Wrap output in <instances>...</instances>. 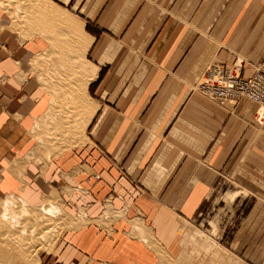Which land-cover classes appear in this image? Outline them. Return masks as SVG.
I'll return each instance as SVG.
<instances>
[{"label":"crops","instance_id":"1","mask_svg":"<svg viewBox=\"0 0 264 264\" xmlns=\"http://www.w3.org/2000/svg\"><path fill=\"white\" fill-rule=\"evenodd\" d=\"M52 2L69 38L41 28L22 40L0 12V199L53 201L87 221L47 264H171L224 180L262 195L229 237L263 264L260 106L195 87L213 63L264 70V0ZM52 122L73 147L48 160L34 130Z\"/></svg>","mask_w":264,"mask_h":264},{"label":"rangeland","instance_id":"2","mask_svg":"<svg viewBox=\"0 0 264 264\" xmlns=\"http://www.w3.org/2000/svg\"><path fill=\"white\" fill-rule=\"evenodd\" d=\"M54 7L55 5L52 0H0V12H3L10 18V28L20 35L22 40L40 35L41 28H44V31L50 28L49 33L52 39L61 38V34L62 37L69 38L62 33L63 27L60 22L61 19L56 20L58 13L54 10ZM233 64L239 66L242 74L244 68L243 62L239 61ZM257 69L260 70L261 68ZM82 88L83 85L81 84L78 90L82 92ZM66 98L65 96L64 99L66 100ZM263 115L264 107L260 106L259 117L262 119L264 117ZM53 124L54 122L49 125H38L34 130L35 136L41 146L40 149H44V157L46 159L48 158V160L51 158V154H60L67 148L73 147L71 143L68 145L62 142L63 138L72 135V129L69 128L64 129V132L63 130L57 132V129L53 128ZM76 131L78 130L76 129ZM221 184L213 194L212 199L209 200L201 216L195 220V223H192L190 227L184 226L182 228L183 251L181 253L183 254L172 257L173 261L171 264H249L246 257L236 255L230 249L231 239L229 236L231 235L232 229L237 227L239 222H241L248 204L252 202L251 200L254 199L257 202L262 201V195L260 193L254 194L252 190L248 191L244 188H235L226 180ZM236 193L238 195L233 199L232 197ZM238 197L239 199L235 201ZM11 202L13 205H11ZM18 204L19 206L22 204L24 208L19 207ZM48 204H52L55 207L53 211L55 213L53 215L49 213L46 215L42 211ZM6 208L8 211L13 208V212L10 211L9 214ZM5 210L8 214L5 213L6 217H2L4 216L2 214ZM1 212L2 219L0 218V220L3 223L0 221V264H47L48 262L45 261V257L49 253L55 252L64 235L87 223L83 218L75 217L72 214L70 216L62 205H58L56 202L47 201L44 204L34 206L26 202L22 197L16 195H8L0 199ZM26 213L29 214L26 215ZM12 215L16 216L14 217ZM33 215L35 216L33 217ZM7 217L11 218L8 219ZM16 217L17 219L12 220V218ZM11 224H14V228L11 227ZM77 224L78 226L74 227ZM20 230H23L25 233H22ZM28 230L32 232H28ZM16 234L19 237L16 239L13 238L14 240L11 239L12 236L16 237ZM24 242H26L25 245ZM256 246L257 252L262 253L264 248L263 240H256Z\"/></svg>","mask_w":264,"mask_h":264},{"label":"built area","instance_id":"3","mask_svg":"<svg viewBox=\"0 0 264 264\" xmlns=\"http://www.w3.org/2000/svg\"><path fill=\"white\" fill-rule=\"evenodd\" d=\"M196 91L221 105L237 106L243 100H250L264 107V70L256 69L251 77H244L235 64L213 63Z\"/></svg>","mask_w":264,"mask_h":264},{"label":"bare ground","instance_id":"4","mask_svg":"<svg viewBox=\"0 0 264 264\" xmlns=\"http://www.w3.org/2000/svg\"><path fill=\"white\" fill-rule=\"evenodd\" d=\"M46 12H47V11H46ZM75 30H76V28H75ZM70 31H71V30H70ZM71 32H72V35H74V34H73V32H74V33L77 34V36H79V37H80V35L82 34L81 31L79 32V31H74V30H73V31H71ZM77 36H75V37L77 38ZM72 38H73V37H72ZM83 86H84V85H83ZM78 87H79V86H78ZM79 89H80V88H79ZM79 91L81 92V90H79ZM75 101H76V100H75ZM77 102H78V101H77ZM55 107H56V106H55ZM54 109H55V108H54ZM56 110H57V109H56ZM56 112H57V111H56ZM262 114H263V113H262ZM7 202H8V201H7ZM4 204H5V203H4ZM4 204H3V209H4ZM6 205H7V204H6ZM11 205H13L12 202H11ZM26 205H27V204H26ZM9 206H10V205H9ZM18 206H19V204H18ZM24 206H25V205H24ZM5 207H6V206H5ZM7 207H8V205H7ZM15 207H16V206H15ZM19 207H23L22 204H21V206H19ZM23 208H24V207H23ZM23 208H22V209H23ZM42 208H43V207H42ZM57 208H58V207H57ZM57 208H56V209H57ZM25 209H26V208H25ZM43 209H44V210H42V211H43L46 215H47L48 213H49L50 215H53V213H55V212H53V211L55 210V207H54L52 204H48V205H47L45 208H43ZM6 210H7V208H6ZM6 210H5V211H6ZM12 210H13V208H12ZM12 210L10 209L11 212H13ZM17 210H18V209H17ZM26 210H27V209H26ZM26 210H25V211H26ZM5 211L3 212V214H2V212L0 213V214L4 215V216H2V217H6V216H5V213L8 214V213H7L8 210H7L6 212H5ZM10 211H8L9 214H10ZM20 212H21V211H20ZM20 212H19V213H20ZM32 212H33V211H32ZM59 212H60V211H59ZM59 212H58V213H59ZM19 213H18V214H19ZM51 213H52V214H51ZM27 214H29V213H26V215H27ZM19 215H20V214H19ZM22 215H23V214H22ZM22 215H21V216H22ZM24 215H25V214H24ZM38 215H39V214H38ZM38 215H37V216H38ZM12 216L15 217L16 215H12ZM34 216H35V215H33V217H34ZM37 216H36V218H37ZM17 217H18V215H17ZM17 217H16V218H12V220L17 219ZM0 218H1V215H0ZM7 218H8V217H7ZM10 218H11V217H10ZM10 218H8V219H10ZM1 219H2V218H1ZM4 219H5V218H4ZM5 220H6V219H5ZM5 220H3V221H5ZM12 220H10V221H12ZM26 220H27V219H26ZM47 220H48V219H47ZM0 221H1V220H0ZM6 221H8V220H6ZM16 221H17V220H16ZM16 221H13V222H16ZM21 221H22V219H21ZM43 221H44V220H43ZM1 222H2V221H1ZM8 222H9V221H8ZM8 222H6V223H8ZM37 222H38V221H37ZM2 223H3V222H2ZM38 223H39V222H38ZM43 223H44V222H43ZM29 224H30V223H29ZM23 225H24V224H23ZM32 225H33V224H32ZM51 225H52V224H51ZM13 226H14V224H13V225L11 224V227H13ZM16 226H17V225H16ZM20 226L22 227V225H20ZM33 226H34V225H33ZM0 227H1V226H0ZM23 227H24V226H23ZM30 227H31V226H30ZM13 228H14V227H13ZM21 229H22V228H21ZM24 229H25V228H24ZM27 229H28V228H27ZM27 229H26V230H27ZM17 230H18V229H17ZM29 230H30V229H29ZM29 230H28V232H32V231H29ZM20 231H21L22 233L24 232L23 230H20ZM36 231H37V230H36ZM3 232H4V231H3ZM16 232H17V231H16ZM24 233H25V232H24ZM14 234H15V233H14ZM34 234H35V233H34ZM2 235H3V234H2ZM2 235H1V236H2ZM10 235H11V234H10ZM30 235H31V234H30ZM30 235H29V236H30ZM5 236H6V233H5ZM27 236H28V235H27ZM37 236H39V235H37ZM18 237H19V236H17V234H16V237H15V236H14V237L12 236L11 239H13V238L16 239V238H18ZM30 237H31V236H30ZM33 237H34V235H33ZM39 237H40V236H39ZM39 237H38V238H39ZM9 238H10V237H9ZM27 238H28V237H27ZM14 239H13V240H14ZM39 239H40V238H39ZM15 241H16V240H15ZM17 241H18V240H17ZM29 242H30V240H29ZM37 242H38V241H37ZM25 243H26V242H24V245H25ZM31 243H32V242H31ZM15 244H16V242H15ZM16 245H18V244H16ZM39 246H40V245H39ZM24 247H25V246H24ZM31 247H33V246H31ZM20 248H21V247H20ZM20 248H18V249H20ZM27 248H28V247H27ZM33 248H34V247H33ZM33 248H31V249H33ZM21 249H23V248H21ZM31 249H29V250L31 251ZM27 258H28V257H27Z\"/></svg>","mask_w":264,"mask_h":264}]
</instances>
